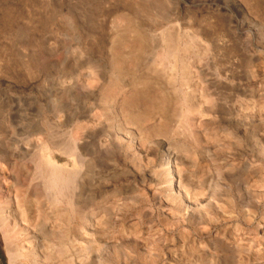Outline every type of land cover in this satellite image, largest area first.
I'll return each instance as SVG.
<instances>
[{"label": "rangeland", "instance_id": "rangeland-1", "mask_svg": "<svg viewBox=\"0 0 264 264\" xmlns=\"http://www.w3.org/2000/svg\"><path fill=\"white\" fill-rule=\"evenodd\" d=\"M0 249L264 264V0H0Z\"/></svg>", "mask_w": 264, "mask_h": 264}, {"label": "bare ground", "instance_id": "bare-ground-1", "mask_svg": "<svg viewBox=\"0 0 264 264\" xmlns=\"http://www.w3.org/2000/svg\"><path fill=\"white\" fill-rule=\"evenodd\" d=\"M72 147V146H71ZM69 153H70V155L71 156H77L78 155V149H77V146H76V144L74 143V145H73V147L69 150ZM80 156V155H79ZM77 159V158H76ZM51 165H52V167H54V169H57L58 168V166L55 164V163H51ZM46 166H47V164H46ZM56 171V170H55ZM63 171V170H62ZM58 172V171H57ZM61 174V173H60ZM58 176H59V173H58ZM61 176H63L64 177V175H62L61 174ZM62 177V178H63ZM60 176L59 177H54V175H53V178L51 179V180H49L48 182H47V185H48V189L51 191V192H53L54 191V188H56L57 187V185H58V183H60L61 182V184H62V182L64 181V179H62ZM66 179H67V177H66ZM65 179V180H66ZM48 180V179H47ZM65 182V181H64ZM59 186H60V184H59ZM62 186V185H61ZM63 186H65V184L63 185ZM63 188V187H62ZM58 189V188H57ZM60 189H61V187H60ZM55 192V191H54ZM58 192H59V189H58ZM57 192V193H58ZM54 195V194H53ZM51 197V196H50ZM53 200H56L57 202H58V198L57 199H55V198H53ZM54 202V201H53ZM6 221V220H5ZM9 247V246H8ZM10 250V249H9ZM13 251V250H12ZM10 253V252H9ZM62 254H63V252H62ZM11 255H13V254H11ZM14 255H15V253H14ZM10 257V256H9ZM12 259H13V257H11ZM13 264V263H12Z\"/></svg>", "mask_w": 264, "mask_h": 264}, {"label": "trees", "instance_id": "trees-1", "mask_svg": "<svg viewBox=\"0 0 264 264\" xmlns=\"http://www.w3.org/2000/svg\"><path fill=\"white\" fill-rule=\"evenodd\" d=\"M0 261H1V264H8L7 257L5 255V252L2 249H0Z\"/></svg>", "mask_w": 264, "mask_h": 264}]
</instances>
